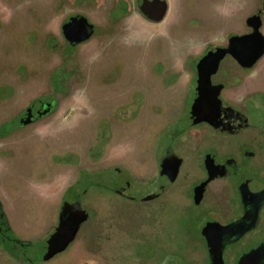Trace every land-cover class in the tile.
I'll return each instance as SVG.
<instances>
[{"label":"flooded vegetation","instance_id":"obj_1","mask_svg":"<svg viewBox=\"0 0 264 264\" xmlns=\"http://www.w3.org/2000/svg\"><path fill=\"white\" fill-rule=\"evenodd\" d=\"M17 1L0 0V264L73 263L77 254L112 264L99 238L129 209L150 215L155 229L144 237L164 229L169 243L161 251L180 253L185 264H212L213 245L224 264L251 252V262L264 264V0H201L208 10L190 7L193 0H162L159 20L147 14L155 0H111L107 25L75 12L58 33L47 28L48 12ZM216 6L220 15H210ZM167 20L171 29L160 37L180 33L188 45L171 47L172 58L153 65H161L166 88L188 91L163 108L134 78L155 70L145 67L143 50L130 61L125 53L156 37L143 36L141 21ZM71 21L84 22L88 36L71 39ZM104 29L111 30L107 43L82 62L80 47ZM213 53L209 96L198 102L201 61ZM50 120H57L53 129L45 126ZM4 175L26 188L33 216L49 207L37 231L16 224ZM66 226L74 237L46 258L50 239ZM38 241L45 242L41 259L30 255ZM163 256L139 257L140 264Z\"/></svg>","mask_w":264,"mask_h":264},{"label":"rangeland","instance_id":"obj_2","mask_svg":"<svg viewBox=\"0 0 264 264\" xmlns=\"http://www.w3.org/2000/svg\"><path fill=\"white\" fill-rule=\"evenodd\" d=\"M222 1L224 2L225 0ZM169 2H171V0H169ZM230 2L231 4L234 3L233 0H227L225 4H230ZM189 4L190 7L195 5L196 7L199 6L200 9L208 8L205 4H203L201 0L200 1L193 0L190 1ZM215 4L222 5V2H217ZM17 6L18 8L21 9H27L26 7H28L30 8V10L36 8L39 9L41 12L43 11L48 12L47 17L48 18L50 17V19L47 24V28L50 29V32L58 33L59 32L58 26L60 21H62L68 15L75 12H80L88 15L97 24H100L102 26L107 25L111 0H93V1L83 0L79 3H76L74 0H18ZM215 9L216 11L214 9H210L211 12L210 15L214 16L215 14H219L220 11L217 10L218 9L217 6L215 7ZM132 17H133V21L138 19L137 14L133 15ZM169 23H171L170 20L169 21L167 20L161 24L141 21V23L139 24L141 25L142 30H144L143 36L153 35L156 37L152 39H148L147 37L142 48H141V44H139L138 42L134 43L133 45L139 46L140 49L132 50V51L128 50L125 53L127 59L130 61L136 54H138L141 51V49L143 50L146 58L145 67L155 68V70L150 71V69H147L146 71H143L141 75L137 71V73L135 72L134 78L139 79L140 85L142 87L144 86L143 87L144 93L146 94L148 93L149 96H153V94L155 93V95H157L160 99H162L160 101L161 103L159 107L162 106L163 108L166 105V101H172L173 95L178 94V97L181 99L183 93L187 94L188 91L186 87L177 90L166 88L165 84L168 82V80L164 81V79H162L160 74L158 73L161 72V65L155 66L157 62L153 65V63L157 61V59H161L162 61H165V59L168 58L171 59L172 58L170 52L171 47L186 48L188 45V38L186 37V35H182L180 33H174L177 39L172 38L170 35H168L167 37H160L161 33H165L166 31L169 32V28L171 29ZM108 31L111 30L109 29H104L102 31L99 30L100 35L95 36L92 40L83 44L80 47L79 52L80 53L83 52V54H86L82 62H85V58L87 62H90L93 55L92 53H96L98 48H103L105 46V43H107V38L109 37L107 35ZM116 62L119 63L118 61ZM161 85H163L164 87ZM80 94H81L80 91L74 89L72 95L79 96ZM186 94H184V96ZM184 96L182 97V101L184 100ZM56 122L57 120L56 121L50 120L46 122L45 126L46 127L51 126L50 128L53 129ZM115 137H116V142L118 143L119 136L115 135ZM117 164H120L121 166L123 163L117 162ZM28 168L29 166L20 164L19 173L23 175H27V172H29ZM3 182L5 183L4 186L6 191L10 194V196H12L11 201L13 200L14 210H15L14 220L18 225V227L21 229L24 228L29 229L30 231L33 230L37 231V229L41 228L47 222L45 220L47 218V215L45 213L49 212V207L41 210V212L39 213L40 215L36 214V216H33L31 213L32 210L30 209V207L32 206L26 203L25 200L27 199L23 197L28 191L26 190L25 187L20 186L22 183L17 182L14 184L13 181L12 180L9 181L8 177H6L5 175L3 177ZM56 188L57 186L53 185L52 188L48 190L49 191L48 195L52 196ZM49 198H47L48 200L46 198L45 199L36 198L35 202L40 204H46L49 203ZM99 200L103 204L102 206L100 203L101 207L107 206L104 200H101L100 198ZM131 210L132 209H129L128 212L124 213L121 216L120 221L118 222L117 225H115V227H113L109 235H108L109 231L105 230L104 234H102L99 238L101 246L105 248L103 250L109 253L110 259L112 260V264H140L141 258L139 257H142L144 260H148L146 257L154 256L156 253L157 255L158 254L164 255L162 257L163 261H159L157 264H171V262H173L174 264L175 263L185 264L183 257L180 255V253L178 256L177 254L172 255L169 253L168 255H165L164 251H161L160 245L165 242L169 243L168 233L164 229L158 232L154 230L151 231V235L149 237L147 238L144 237V235H146L150 229L154 228L153 225L154 219H152L150 215L148 216L142 213L139 214L135 211L132 212ZM92 236H93L92 239L93 242L91 243V245L97 242V238L94 236V231ZM44 243L45 242L43 241H38L36 247L30 250V255L34 256L35 254L38 253L37 258H40L41 251L39 252V250L40 248H43ZM73 258L75 260L73 263L71 262L72 261L71 258H65L61 264H105L104 263L105 260H103L104 257L102 256L99 257L98 260H92L82 255L78 256V254L77 256L74 255ZM20 264H24V263L20 262ZM53 264H60V263L56 261Z\"/></svg>","mask_w":264,"mask_h":264},{"label":"water","instance_id":"obj_3","mask_svg":"<svg viewBox=\"0 0 264 264\" xmlns=\"http://www.w3.org/2000/svg\"><path fill=\"white\" fill-rule=\"evenodd\" d=\"M167 10L166 3H162V0H155L150 1L147 5V14L156 19H161ZM80 25V26H79ZM68 29L67 33L71 39L75 40H81L84 39L86 36H88V28L84 22L71 21L68 23ZM87 30V31H86ZM73 36V37H72ZM236 39H232V45L235 46L237 43L235 41ZM73 41V40H72ZM214 54V53H213ZM209 54L201 61L203 63L200 68L201 78H200V96L198 98V102H201L204 99H207L209 95L206 93V87L208 83V73H209V64L216 63L217 56L216 53ZM208 65V66H207ZM74 237V230L73 228H70L69 226L61 227L57 230V232L52 236L49 242V250L46 254V258L51 257L56 252L63 250L68 243L71 241V239ZM259 250V249H258ZM258 250H255L257 252ZM212 251V264H224L222 259V254L220 250L219 245H213L211 246ZM254 252H251L247 255H244L238 264H256L254 261L251 262V255H253Z\"/></svg>","mask_w":264,"mask_h":264}]
</instances>
